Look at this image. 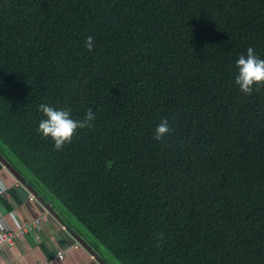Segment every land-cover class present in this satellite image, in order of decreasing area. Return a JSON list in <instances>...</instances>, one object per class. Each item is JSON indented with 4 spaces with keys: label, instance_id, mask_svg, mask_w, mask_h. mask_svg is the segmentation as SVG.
<instances>
[{
    "label": "trees",
    "instance_id": "obj_1",
    "mask_svg": "<svg viewBox=\"0 0 264 264\" xmlns=\"http://www.w3.org/2000/svg\"><path fill=\"white\" fill-rule=\"evenodd\" d=\"M249 47L264 0H0V155L108 264H264ZM41 103L96 120L56 150Z\"/></svg>",
    "mask_w": 264,
    "mask_h": 264
},
{
    "label": "crops",
    "instance_id": "obj_2",
    "mask_svg": "<svg viewBox=\"0 0 264 264\" xmlns=\"http://www.w3.org/2000/svg\"><path fill=\"white\" fill-rule=\"evenodd\" d=\"M26 185L29 186L26 182L25 185L19 182L1 164L0 189L4 190V194L0 195V231L16 228L39 217L45 208L50 212ZM29 195H33L36 200H29ZM47 205L53 212H50L48 220L32 234L15 239L10 245H3L0 264H100L96 258L99 256H94L82 245L80 240L84 239L72 226L67 223V226L64 225L63 217L50 204ZM77 243L78 247L74 248ZM58 247L64 250L63 257L57 255Z\"/></svg>",
    "mask_w": 264,
    "mask_h": 264
},
{
    "label": "clouds",
    "instance_id": "obj_3",
    "mask_svg": "<svg viewBox=\"0 0 264 264\" xmlns=\"http://www.w3.org/2000/svg\"><path fill=\"white\" fill-rule=\"evenodd\" d=\"M95 46L94 37L88 36L85 47L92 51ZM237 75L235 84L245 95H251L260 86H264V59H260L255 50L249 47L246 55H240L235 61ZM38 110L43 114V119L38 124L37 131L44 137L54 142L56 150H60L65 144L72 142L78 129L91 128L96 120V115L91 108L87 110L83 118L73 119L69 109L55 108L46 103H41ZM171 129L167 120H162L155 129L156 140H162L170 135Z\"/></svg>",
    "mask_w": 264,
    "mask_h": 264
},
{
    "label": "built area",
    "instance_id": "obj_4",
    "mask_svg": "<svg viewBox=\"0 0 264 264\" xmlns=\"http://www.w3.org/2000/svg\"><path fill=\"white\" fill-rule=\"evenodd\" d=\"M4 194V190L0 189V195ZM29 200L34 201L36 198L33 195H29ZM50 212L46 208L44 209V212L36 218H33L32 220L26 221L22 223L21 225L17 226L16 228L9 229V230H1L0 231V250L2 249L3 245L5 244H12L15 239L21 238L25 235L32 234L35 229H37L43 222H46L48 218L50 217ZM77 243L74 248L78 247ZM64 250L58 247L57 255L59 257L64 256Z\"/></svg>",
    "mask_w": 264,
    "mask_h": 264
},
{
    "label": "water",
    "instance_id": "obj_5",
    "mask_svg": "<svg viewBox=\"0 0 264 264\" xmlns=\"http://www.w3.org/2000/svg\"><path fill=\"white\" fill-rule=\"evenodd\" d=\"M0 163L3 165V167L4 168H6L19 182H21L23 185H25V181L22 179V177L20 176V174L15 170V169H13L9 164H8V162H6L2 157H1V155H0ZM27 186V185H26ZM27 189L36 197V198H38V201L39 202H41L42 203V200H41V198H39L38 196H37V193L30 187V186H27ZM47 207H48V209H50V212H52V209L48 206V205H46ZM53 213V212H52ZM55 215V214H54ZM81 241V243H82V245L91 253V254H93L94 256H96L95 255V253H94V251L86 244V242L85 241H83L82 239L80 240ZM97 258V260H98V262L100 263V264H106L103 260H101L99 257H96Z\"/></svg>",
    "mask_w": 264,
    "mask_h": 264
},
{
    "label": "rangeland",
    "instance_id": "obj_6",
    "mask_svg": "<svg viewBox=\"0 0 264 264\" xmlns=\"http://www.w3.org/2000/svg\"><path fill=\"white\" fill-rule=\"evenodd\" d=\"M63 212H64V214H65V216H66L67 219L71 220L72 222H75L73 219H71V218L68 216V214H67L65 211H63ZM75 223H76V222H75Z\"/></svg>",
    "mask_w": 264,
    "mask_h": 264
}]
</instances>
